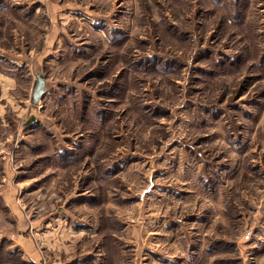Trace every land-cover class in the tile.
I'll return each instance as SVG.
<instances>
[{
	"label": "rangeland",
	"instance_id": "1",
	"mask_svg": "<svg viewBox=\"0 0 264 264\" xmlns=\"http://www.w3.org/2000/svg\"><path fill=\"white\" fill-rule=\"evenodd\" d=\"M0 74V264H264V0H0Z\"/></svg>",
	"mask_w": 264,
	"mask_h": 264
},
{
	"label": "crops",
	"instance_id": "2",
	"mask_svg": "<svg viewBox=\"0 0 264 264\" xmlns=\"http://www.w3.org/2000/svg\"><path fill=\"white\" fill-rule=\"evenodd\" d=\"M0 76H2V75L0 74ZM2 77H6V76H2ZM7 78H9V77H7ZM0 86L3 88L2 82H0ZM10 89H12V88H10ZM8 187H10V186H8V185H4V186L0 185V213L3 216H8L9 221H11L10 218H14V219L18 218L19 217L18 216L19 213L17 212V210L13 206V200H14V197H15L14 190L11 193L10 191H8ZM1 206H3L4 208H2ZM5 209H7V211H5ZM11 222H14V221H11ZM9 234L12 235V233H9ZM7 238L11 239V242L13 243L12 246L14 248H16L15 247L16 246V242H17L16 238H14V236H13L14 239L12 240L10 235H8ZM1 249H2V247H1ZM17 249L20 251L22 256H26V258L28 259V260H26V263H28V262L30 263L29 260L33 261L32 258L36 256L34 254V252H33V244L29 240L27 241V243H25L24 241L19 242ZM33 262H35V261H33Z\"/></svg>",
	"mask_w": 264,
	"mask_h": 264
},
{
	"label": "water",
	"instance_id": "3",
	"mask_svg": "<svg viewBox=\"0 0 264 264\" xmlns=\"http://www.w3.org/2000/svg\"><path fill=\"white\" fill-rule=\"evenodd\" d=\"M44 79L42 75L37 76V81L35 84V87L32 92V103L34 105L38 104L40 99L42 98L44 94Z\"/></svg>",
	"mask_w": 264,
	"mask_h": 264
},
{
	"label": "built area",
	"instance_id": "4",
	"mask_svg": "<svg viewBox=\"0 0 264 264\" xmlns=\"http://www.w3.org/2000/svg\"><path fill=\"white\" fill-rule=\"evenodd\" d=\"M247 236H248V233H247Z\"/></svg>",
	"mask_w": 264,
	"mask_h": 264
}]
</instances>
